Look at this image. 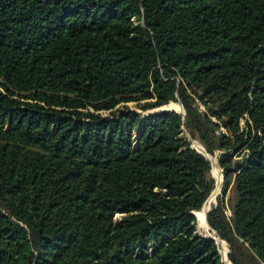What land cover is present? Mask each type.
<instances>
[{"label":"trees","instance_id":"1","mask_svg":"<svg viewBox=\"0 0 264 264\" xmlns=\"http://www.w3.org/2000/svg\"><path fill=\"white\" fill-rule=\"evenodd\" d=\"M193 138L264 264V0H0V264H224Z\"/></svg>","mask_w":264,"mask_h":264},{"label":"rangeland","instance_id":"2","mask_svg":"<svg viewBox=\"0 0 264 264\" xmlns=\"http://www.w3.org/2000/svg\"><path fill=\"white\" fill-rule=\"evenodd\" d=\"M172 102H176V103H180L179 101H172ZM172 102H170L169 103V106H171L170 104L172 103ZM130 106H133L134 107V103L133 102H129L128 103ZM168 105V104H167ZM164 106H166V105H164ZM180 107V106H179ZM159 109H161V107L160 108H157V109H152V110H148V111H142L143 113H148V112H150V111H153V110H159ZM190 137H191V135H190V133L188 132L187 133ZM193 145L196 147V148H199V149H202V148H204V146H203V144L201 143V141L199 140V139H197V138H193ZM198 143H200L201 145H202V148L198 145ZM208 153H210V152H208ZM210 154H213V155H215L216 157H212V156H210L211 157V163H212V168H211V175L215 178V183H216V186H215V188H214V190H213V192H215L213 195H212V197L209 199V201H208V203L206 204V205H204V208L200 211L201 213L202 212H204V211H207V209H209V206H210V204L213 202V203H215V200L217 199V195L221 192V189H222V182H223V178H224V175H223V170H222V167L220 166V164H219V160L217 161V159H218V154H219V152L217 151V152H215V153H210ZM214 162H215V164H214ZM216 190V191H215ZM212 192V193H213ZM211 193V194H212ZM212 203V204H213ZM212 204H211V206H212ZM228 212H230V210L228 209ZM118 217H120V214L118 215ZM198 217V231L199 232H201V233H204V234H209V235H211V234H215L214 232H213V230H212V228L211 227H209V225H208V223H207V219H206V225H207V228H205V227H203V226H201L200 225V222H199V216H197ZM225 240V239H224ZM226 241V240H225ZM226 243H227V246L224 244V243H220L221 244V255H222V257L224 258V261L226 260V258H227V260H229L230 262H231V264H233L232 263V261L230 260V258H229V251H230V247H229V244H228V242L226 241ZM228 247V248H227ZM225 252H226V257H225ZM224 264H226V263H224Z\"/></svg>","mask_w":264,"mask_h":264},{"label":"water","instance_id":"3","mask_svg":"<svg viewBox=\"0 0 264 264\" xmlns=\"http://www.w3.org/2000/svg\"><path fill=\"white\" fill-rule=\"evenodd\" d=\"M162 110L163 109H175V110H179V111H182L183 113H185V108H184V105L180 102V107L179 108H176V107H172V106H169V105H167L166 104V106L165 107H163V108H161ZM199 151H201V152H203V153H205L208 157H209V159L210 160H212L211 159V157L208 155L209 153H208V151L205 149V147L204 148H202V149H199V148H197ZM211 195V194H210ZM210 195H209V197H210ZM208 197V198H209ZM208 198L206 199V201L204 202V205H205V203L207 202V200H208ZM217 202V199L215 200V203ZM203 205V206H204ZM212 207V206H211ZM211 207L209 208V209H207V212H206V218H207V213H208V211L211 209ZM195 212V211H194ZM196 213V212H195ZM207 221H208V218H207ZM209 222V221H208ZM210 227L212 228V226L210 225ZM212 230H213V232L214 233H216V230H214L213 228H212ZM211 236L212 237H214L215 239H216V235L215 234H211ZM217 240V239H216ZM220 251V250H219ZM221 253V252H220ZM222 260L224 261V258L222 257ZM224 263H225V261H224Z\"/></svg>","mask_w":264,"mask_h":264},{"label":"bare ground","instance_id":"4","mask_svg":"<svg viewBox=\"0 0 264 264\" xmlns=\"http://www.w3.org/2000/svg\"><path fill=\"white\" fill-rule=\"evenodd\" d=\"M163 108V107H162ZM198 145L202 148V145L200 144V143H198ZM214 164H215V162H214ZM212 194H214V192L212 193ZM210 198V197H209ZM209 198H208V200H209ZM208 200H207V202L205 203V204H207L208 203ZM204 207V206H203ZM206 212L207 211H204V212H200V211H196V214H197V216H199V222H200V225L201 226H203V227H205V228H207V225H206ZM207 223H208V221H207ZM209 224V223H208ZM209 227H210V225H209ZM217 239V242L218 243H223V241H221L220 239H218V238H216ZM226 252H225V257H226ZM225 263L226 264H231V262L229 261V260H227V258H226V260H225Z\"/></svg>","mask_w":264,"mask_h":264}]
</instances>
